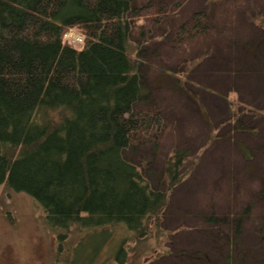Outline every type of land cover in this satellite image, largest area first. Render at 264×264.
Here are the masks:
<instances>
[{"label":"trees","instance_id":"1","mask_svg":"<svg viewBox=\"0 0 264 264\" xmlns=\"http://www.w3.org/2000/svg\"><path fill=\"white\" fill-rule=\"evenodd\" d=\"M157 9L159 24L167 14ZM153 10L132 0H0V187L37 202L69 261L91 262L111 243L108 264H145L156 255L152 242L168 239L164 213L190 151L174 148L160 173L131 158L159 153L167 131L162 112L144 105L136 41ZM72 29L81 47L65 40ZM210 33L211 16L196 11L175 47ZM205 219L220 223L216 213Z\"/></svg>","mask_w":264,"mask_h":264},{"label":"rangeland","instance_id":"2","mask_svg":"<svg viewBox=\"0 0 264 264\" xmlns=\"http://www.w3.org/2000/svg\"><path fill=\"white\" fill-rule=\"evenodd\" d=\"M148 3L153 14L136 37L144 105L162 112L167 131L159 153L141 150L147 163L131 158L159 173L176 147L191 159L164 213L168 239L152 242L156 255L145 264H264V0H132ZM158 6L167 16L156 24ZM200 10L211 16L210 35L175 47L178 28ZM213 213L220 223L206 221ZM59 234L32 197L0 187V264H82L66 246L59 251ZM115 235L122 240V230ZM107 246L85 264H108Z\"/></svg>","mask_w":264,"mask_h":264},{"label":"built area","instance_id":"3","mask_svg":"<svg viewBox=\"0 0 264 264\" xmlns=\"http://www.w3.org/2000/svg\"><path fill=\"white\" fill-rule=\"evenodd\" d=\"M65 40L71 45L79 47L84 42V36L82 34L76 33L75 29L69 30L65 35Z\"/></svg>","mask_w":264,"mask_h":264}]
</instances>
